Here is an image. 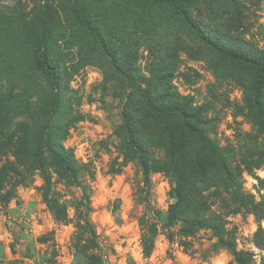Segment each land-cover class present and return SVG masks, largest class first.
I'll return each instance as SVG.
<instances>
[{
	"label": "rangeland",
	"instance_id": "374dc122",
	"mask_svg": "<svg viewBox=\"0 0 264 264\" xmlns=\"http://www.w3.org/2000/svg\"><path fill=\"white\" fill-rule=\"evenodd\" d=\"M77 7L100 29L114 55L103 53L86 32ZM190 8L207 31L264 47V0H197ZM45 17L52 20L50 44L63 89L51 126L74 155L77 184L46 147L42 168L30 171L14 145L5 142L10 135L13 142L19 139L39 103L37 95L1 100L16 88V74L27 66ZM114 57L126 70L114 65ZM253 74L249 65L200 42L160 0H0V113L10 114L0 135V169L6 170L0 189V264H237L230 245L247 254V264H264V249L254 242L255 232H264V215L254 212V206L264 212V126L245 100ZM166 81L202 108L210 120L207 134L236 172L232 181L210 171L192 182L203 192L202 203L183 214L209 219L217 229H189L180 220L167 224L146 207L144 172L128 141L123 111L130 96L136 103L130 110L142 117V99L131 82L161 90ZM149 135L142 130L151 159L164 161L165 149L152 145ZM187 160L192 172V159ZM178 183L173 172L152 171L150 205L166 214L178 201ZM190 185L189 176L188 200L194 195ZM47 187L61 206L60 218L46 201ZM85 220L96 231L95 241L81 228ZM145 235L151 243L146 252Z\"/></svg>",
	"mask_w": 264,
	"mask_h": 264
},
{
	"label": "trees",
	"instance_id": "16d2710c",
	"mask_svg": "<svg viewBox=\"0 0 264 264\" xmlns=\"http://www.w3.org/2000/svg\"><path fill=\"white\" fill-rule=\"evenodd\" d=\"M196 1L160 0L162 4L169 8L176 20L204 45L231 61L245 63L253 68L254 74L249 77L245 86V100L251 114L257 118L259 117L262 126H264V47H259L249 40L234 37L218 30L207 31L194 18L190 8ZM76 17L86 32L95 39L100 50L103 53L108 54L110 52L114 55L110 47L107 46L103 33L92 23L82 8L77 7ZM44 20L41 38L38 44L31 49L27 66L24 70L21 67L16 74V88L14 91L10 90L9 98H2L1 100L5 104L8 99L12 100L14 97L15 100H18L20 94L26 97L37 95L39 103L35 107V112L30 113L32 124L29 126L25 123V128L22 129L21 135L18 136L19 139L13 142L10 135L5 142L14 145L15 155L24 158V164L30 171L35 168H42L44 161L43 147H46L60 169L69 176L73 183L77 184L79 182L78 169L75 165L74 155L65 147L61 140L56 139L52 131L51 119L62 105L63 89L60 66L53 58L50 44L53 36L52 20L48 17H45ZM116 59L118 58L114 57L116 62L114 65L124 68L120 66ZM170 72L169 70L168 74ZM130 76L133 79L135 73L131 72ZM164 78L165 76L161 77L162 80ZM131 83L142 99L139 102L142 117H139L140 119L136 118L133 111L130 110V105L135 106L136 103L129 96V104H127L129 109L125 107L123 121L128 141L136 149L143 168L145 182L144 201L147 209L167 224H173L180 220L185 222L186 228L189 229L203 226L217 229L219 226L210 223L209 219L207 220L199 215L189 217L183 214L196 201L198 205L202 203L199 198L203 196V192L197 183H192L198 177L205 179L211 171L214 176H223L227 180L232 181V178L236 175L217 142L206 132V125L210 120L203 116L201 107L196 108L192 105V100L172 91L168 86V81L164 83L161 90L150 84L143 88L137 82ZM9 123L10 114L8 110L0 113V135H3L2 126H7ZM143 129L148 130L150 134L148 137L152 145L165 149L166 157L164 161L151 159L148 145L142 137ZM189 157L193 162L194 169H191L192 172L188 171L190 165H188L187 158ZM184 161L186 164L183 166L181 162ZM158 169L168 170L179 177V183L177 188H175L178 201L170 205L166 214L155 210L150 205L152 191L151 172ZM12 172L17 173V170H12ZM5 175L6 170L4 168L0 169V189L2 179L6 178ZM189 176L191 187L188 189L194 194L190 200L184 196ZM50 194V187H47L45 191L46 201L53 210L55 217L60 218L61 206L55 204ZM242 204L245 203L242 202ZM254 212L260 218L264 215V212L262 214L259 213L258 206H254ZM81 228L89 234L91 240H96V231L88 220L84 221ZM254 242L257 247L264 249V232L262 228L255 232ZM143 244L145 252L148 251L151 243L146 235L143 237ZM75 246H78L77 243ZM229 248L233 251L237 264H247V254L245 252L238 251L233 245H230ZM89 256L92 257V255Z\"/></svg>",
	"mask_w": 264,
	"mask_h": 264
}]
</instances>
